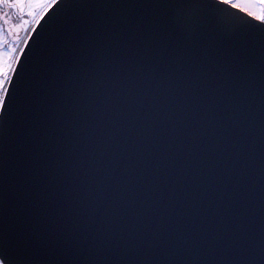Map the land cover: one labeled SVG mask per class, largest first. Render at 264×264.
<instances>
[{
	"label": "water",
	"instance_id": "1",
	"mask_svg": "<svg viewBox=\"0 0 264 264\" xmlns=\"http://www.w3.org/2000/svg\"><path fill=\"white\" fill-rule=\"evenodd\" d=\"M32 27L0 115V254L264 264V26L215 0H60Z\"/></svg>",
	"mask_w": 264,
	"mask_h": 264
},
{
	"label": "snow or ice",
	"instance_id": "2",
	"mask_svg": "<svg viewBox=\"0 0 264 264\" xmlns=\"http://www.w3.org/2000/svg\"><path fill=\"white\" fill-rule=\"evenodd\" d=\"M59 4L60 0H0V21H3L0 24V35L4 34L3 24L9 23L10 19L7 13L2 12L3 9H14L21 19L25 15L30 17V20L23 21L21 25L16 26L23 28V25L27 24L28 27L24 30L28 32L35 31L32 25H39ZM215 4L217 8H222L225 12L228 10L242 12L259 25L264 26V0H215ZM11 27L10 25V30ZM0 44H3L2 40ZM4 48V54H0V115L10 106L12 88L15 86L14 74L18 71L13 65L19 62L16 55L18 49H7L6 45ZM168 207L173 209L176 207L174 195H169ZM214 220L213 226H219L223 224L224 217L217 212ZM0 264H10L6 254H0Z\"/></svg>",
	"mask_w": 264,
	"mask_h": 264
},
{
	"label": "rangeland",
	"instance_id": "3",
	"mask_svg": "<svg viewBox=\"0 0 264 264\" xmlns=\"http://www.w3.org/2000/svg\"><path fill=\"white\" fill-rule=\"evenodd\" d=\"M2 12L7 13L10 19H9V23L3 24L4 34L0 35V40L3 41V44H0V54H4L5 52L4 45L7 46V49H18L19 50L26 36V31L24 30V28H27L28 25L24 24L23 28L16 27V26L21 25L23 21H27L31 19L30 17L26 15L21 19L14 9L10 10V9L5 8L2 10ZM2 23L3 21H0V24ZM10 25L12 26L11 30H10ZM13 33H16V34L14 35Z\"/></svg>",
	"mask_w": 264,
	"mask_h": 264
}]
</instances>
